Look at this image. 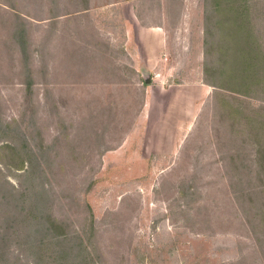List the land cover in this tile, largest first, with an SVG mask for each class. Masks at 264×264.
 Instances as JSON below:
<instances>
[{"label": "rangeland", "instance_id": "rangeland-1", "mask_svg": "<svg viewBox=\"0 0 264 264\" xmlns=\"http://www.w3.org/2000/svg\"><path fill=\"white\" fill-rule=\"evenodd\" d=\"M109 1L0 0V264H264V0H164V89L255 65L195 115Z\"/></svg>", "mask_w": 264, "mask_h": 264}, {"label": "crops", "instance_id": "crops-1", "mask_svg": "<svg viewBox=\"0 0 264 264\" xmlns=\"http://www.w3.org/2000/svg\"><path fill=\"white\" fill-rule=\"evenodd\" d=\"M114 5H120L122 16H128L132 22V35L136 44L142 50L141 53L145 60L147 71L150 72L149 70L156 69L155 74L159 80L157 88L169 98V102L165 106L166 112L174 110L176 114H197L201 102L205 101L210 96V93L216 89L204 82L200 72H198L199 76L196 77L194 83L186 89L188 91L185 89L184 91L180 90V88L172 90L164 89V85L161 84V82L173 78L172 74L174 75V73L172 68L177 64L176 61H171L168 49V32L166 30L167 8L165 7L164 0L156 1L155 5H152L150 0H111L106 3V6ZM182 10L181 19L186 14L184 9ZM125 33H128L127 30H125ZM201 42L203 44V39ZM188 48L189 45H186L183 50ZM196 54H198L196 57L186 56L184 58V63L192 68L191 71L204 65L206 55L204 48H198ZM164 67L167 69L163 70ZM148 72H142L144 80L147 76H150ZM144 103L143 105H145Z\"/></svg>", "mask_w": 264, "mask_h": 264}, {"label": "trees", "instance_id": "trees-1", "mask_svg": "<svg viewBox=\"0 0 264 264\" xmlns=\"http://www.w3.org/2000/svg\"><path fill=\"white\" fill-rule=\"evenodd\" d=\"M254 66L255 65L243 63L241 65H236V68H232L235 66L223 67L222 69L218 68V74L224 75V78H221L219 75L210 74L208 78H204V82L222 90H230L236 93L249 92V89H246V87L249 86L245 85L256 80V77H254Z\"/></svg>", "mask_w": 264, "mask_h": 264}, {"label": "water", "instance_id": "water-1", "mask_svg": "<svg viewBox=\"0 0 264 264\" xmlns=\"http://www.w3.org/2000/svg\"><path fill=\"white\" fill-rule=\"evenodd\" d=\"M145 81H146V82H150V78H149V76H147V77L145 78Z\"/></svg>", "mask_w": 264, "mask_h": 264}]
</instances>
